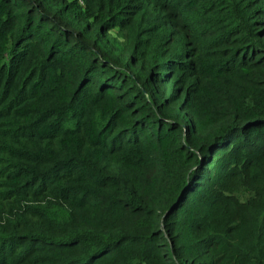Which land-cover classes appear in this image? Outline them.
Listing matches in <instances>:
<instances>
[{"label":"trees","instance_id":"16d2710c","mask_svg":"<svg viewBox=\"0 0 264 264\" xmlns=\"http://www.w3.org/2000/svg\"><path fill=\"white\" fill-rule=\"evenodd\" d=\"M0 264H264V0H0Z\"/></svg>","mask_w":264,"mask_h":264}]
</instances>
